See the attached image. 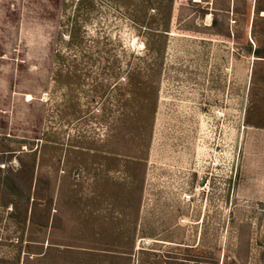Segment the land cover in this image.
<instances>
[{
  "label": "rangeland",
  "instance_id": "obj_1",
  "mask_svg": "<svg viewBox=\"0 0 264 264\" xmlns=\"http://www.w3.org/2000/svg\"><path fill=\"white\" fill-rule=\"evenodd\" d=\"M0 264H264V0H0Z\"/></svg>",
  "mask_w": 264,
  "mask_h": 264
},
{
  "label": "trees",
  "instance_id": "obj_2",
  "mask_svg": "<svg viewBox=\"0 0 264 264\" xmlns=\"http://www.w3.org/2000/svg\"><path fill=\"white\" fill-rule=\"evenodd\" d=\"M4 185L11 191H14L15 189H17L16 185L13 183L12 180H7V178L5 180H3Z\"/></svg>",
  "mask_w": 264,
  "mask_h": 264
},
{
  "label": "built area",
  "instance_id": "obj_3",
  "mask_svg": "<svg viewBox=\"0 0 264 264\" xmlns=\"http://www.w3.org/2000/svg\"><path fill=\"white\" fill-rule=\"evenodd\" d=\"M192 197H193V195H191L190 193H187V194H184V195H183V198H184L185 200H190Z\"/></svg>",
  "mask_w": 264,
  "mask_h": 264
},
{
  "label": "bare ground",
  "instance_id": "obj_4",
  "mask_svg": "<svg viewBox=\"0 0 264 264\" xmlns=\"http://www.w3.org/2000/svg\"><path fill=\"white\" fill-rule=\"evenodd\" d=\"M29 1H30V0H29ZM34 1H36V0H34ZM30 3H31V2H30ZM34 4H35V3H34ZM40 5H41V4H40ZM5 7H6V6H5ZM37 7H38V6H37ZM23 10H25V9L23 8ZM8 11H9V10H8ZM8 11H7V12H8ZM40 13H41V12H40ZM37 16H38V15H37ZM24 18H26V17H24ZM27 19H28V18H27Z\"/></svg>",
  "mask_w": 264,
  "mask_h": 264
}]
</instances>
